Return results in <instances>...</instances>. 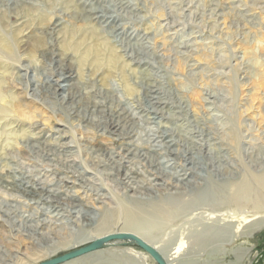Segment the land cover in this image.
<instances>
[{
  "label": "rangeland",
  "instance_id": "374dc122",
  "mask_svg": "<svg viewBox=\"0 0 264 264\" xmlns=\"http://www.w3.org/2000/svg\"><path fill=\"white\" fill-rule=\"evenodd\" d=\"M11 1L0 0V173L12 178L23 177L30 183L52 186L54 190H62L81 199V203L88 208V218L92 223L85 225L82 207L70 209L68 204H62L55 209L49 204L39 205L0 183V210H3L2 213L0 211V264H31L35 257L53 252L55 247L61 249L71 245L78 237L91 231L94 233L99 227L98 230L120 228L124 224L123 207L120 205L135 206L131 202L132 195L125 192L124 186L109 179L107 167L105 171L95 167L98 161L101 164L105 160L102 154L93 151L95 147L116 150L122 155L118 149L120 142L115 135L108 133L106 119L100 120L96 116L95 124L89 126L74 122L58 102L50 97L46 101L34 90L52 79L56 80L58 67L50 63L49 54H43L49 50L53 24L61 20L62 27L66 29H77L82 24L79 23L80 15L76 13L75 5L84 4L103 16V20L87 23L97 30L99 38L114 48L118 56L119 71L110 73L111 78L106 79L108 87L96 83L91 77L93 72L85 70L83 78L84 85L93 95L109 89L110 94L104 105L117 111L121 108L124 118L119 121L120 128L115 134L131 133L132 140L140 142L139 146L148 147L167 130L175 139L180 136L187 144L228 152L229 161L237 171L229 179L232 182L239 183L244 179L253 183L256 178L252 179V172L264 175V0H30L39 10L36 18L21 12V9L13 10ZM21 33L26 37H22ZM22 40L25 42L22 43ZM3 44H6V50H3ZM21 68H28V71ZM106 71L107 68L102 65L99 73L103 77ZM124 80L132 86V94L124 90ZM150 90L156 93L152 94ZM142 93L144 96H141ZM84 102L91 104L88 105L90 110L92 100L87 97ZM62 124L67 135L61 140L55 139L58 136L54 130L63 129ZM31 137L40 138L42 142L46 140L44 143L49 145L36 150L33 143L27 140ZM62 144L72 146L69 155L62 153ZM81 165L96 168V171L83 172ZM135 167L153 179L152 175L144 172L141 164L135 162ZM79 172L89 183L82 186L78 180L76 183L81 188L67 189L64 181L77 176ZM210 178L211 182L220 179L213 175ZM72 179L76 180L75 177ZM200 183L203 185L202 181ZM239 187L236 186L234 190ZM98 188H102L100 193L107 198L96 202L92 194ZM116 201H120L119 204ZM12 205L15 207L11 208ZM37 212L46 215L42 216L43 220L51 215L58 222L42 229V236H30L25 232L23 223L28 216H34ZM191 213L181 216L158 233L159 241L163 240L161 245L166 248L182 244L181 256L178 255L172 264H264V213L258 218L259 222L257 219L247 223L237 221L232 223V227L224 220L225 216L216 218L205 210ZM206 230L213 234L220 232L222 236L214 242L210 241L212 238H206L208 244L204 248H197L193 238L207 234ZM111 244L115 245L111 249L138 248L123 242ZM79 264L136 263L116 253ZM138 264L152 262L143 258Z\"/></svg>",
  "mask_w": 264,
  "mask_h": 264
},
{
  "label": "bare ground",
  "instance_id": "6f19581e",
  "mask_svg": "<svg viewBox=\"0 0 264 264\" xmlns=\"http://www.w3.org/2000/svg\"><path fill=\"white\" fill-rule=\"evenodd\" d=\"M77 1L78 0H76V2ZM80 3H81V1H80ZM105 5H106V3H105ZM10 6L15 11L21 9V12H23V13L27 12V14H30L31 16H34L35 18L39 15V10L34 7L35 5L32 2H30V0H12ZM95 10L96 9L86 7V5H84V4H82V5L80 4V6H78V7L75 5V11H76V13H78L80 15L79 23L82 22V24H79L77 29H73V28L66 29V27H62V23H60L61 20H59V21H57V23L53 24V27L51 28V34L49 36L50 41H49V43L47 42L49 45V48H48L49 50L47 51V53L45 52L43 55L49 54L50 63L53 66L58 67L56 72H55L56 73V75H55L56 80L52 79L49 82H46L47 83L46 85L44 84V86H41L39 88H34V90L37 93L41 94V96L43 97L44 100L48 101L47 99H48V97H50L49 99H52V100H55L56 102H58L59 105L61 106V108L63 109V111H65L66 114L74 122H77L79 124H86V125L92 124L93 125V124H95L94 122H95L96 116H99L100 120L106 119L104 121L107 124H109L108 133L110 135H115L117 138V141L120 142L118 149L121 150L122 155L118 154L116 152V150H110V149L104 148L102 146L95 147L93 151L97 152L98 155L102 154V156L105 159L103 162H101V164L98 161L96 163L95 167L100 168L102 171H105L104 168L107 167V169H109V171H110V172L106 171L109 179H111V181L117 185L122 184L124 186L125 192L130 193L132 195V197L130 196L132 198L131 202L134 203L135 206L128 207V206H124V204L120 205V207L121 206L123 207V212H124L123 219H122L124 224L122 225V227L112 228V229L106 228V229L98 230L100 228L99 227L98 229H96L97 231H95L94 233L91 231V233L89 232L90 234L85 233V235L78 237L76 242L71 244V245H68V246L61 248V249H58V248L56 249V247H55V249L52 250L53 252L44 253L42 256H39L38 258L35 257L36 259L32 260L31 264H40L43 260H45V261H46V259L49 260L51 258L58 256V255L64 254L65 252H70L72 250L77 249L78 247L85 246L94 240L101 239L107 235L118 234V233L132 234V235L137 236L138 238L143 240L146 244L151 246L155 251H157L162 256V258L164 259L166 264H172L177 259L178 255L181 256L179 254V252L182 248V244H179L178 246H176L174 248H166L163 245H161V242H163V240L159 241L158 233L162 232L165 228L169 227L174 221H177L181 216L189 214V213L196 211V210L197 211L198 210H205V211L209 212L210 215H215L216 218H219L220 216H223V217L225 216L226 219H224V220H226V222L229 223L228 226H231V227L234 225V224L232 225V223L237 222V221H241V222L244 221L246 223L250 222L251 220H255V219H257V221H258V218H260V215H262L264 213V175L260 176V175H256L255 173L252 172L251 173L252 179L256 178L255 181L252 180L253 183H250V181H247L244 179H241L239 183L237 181L232 182V180H229V179H231L232 176H234L233 174H236L237 171H236V167L230 163L228 152H226L225 150H223V149L221 150L219 148L212 149L210 147H207V148L198 147V145H196V144L195 145L189 144V143L187 144V142L184 139L180 138V136L178 139H175L171 135V133L170 134L168 133V131L166 129H165L166 131L164 133L162 132L163 134H161L160 136L158 135L159 137H156V140H158V141L155 142L156 140H154L153 145H150L148 147L139 146L140 142L136 143L134 140H132V137L130 136L131 133L130 134H126V133L115 134V132L118 131L120 128L119 121H121L124 118L123 117L124 115L120 112L121 108L119 107L120 111H117V110H112L110 107H107L106 104L104 105L105 100L107 101L108 94H110V91L108 88H105L100 93H98V94L95 93L93 95L91 90H89L86 87V85H84V79H83L84 78V71L87 70L88 72H93L91 74V77H94L96 83H101L104 86H107L106 85V79L110 77V73H112L115 70L119 71L118 70L119 69L118 68V56L116 55L117 53L115 52L114 48L109 46L105 40H102L101 38H99V36L97 34V30L95 28H93V26H91L90 24L87 23V21L103 20V16H100L99 13ZM113 21L114 20H112V23H113ZM102 23H104V22H102ZM130 24H131V22H130ZM132 30H134V29H132ZM21 34H23V33H21ZM75 35H77L76 38H75ZM22 37H26V34H23ZM135 38H136V36H135ZM142 38H144V37H142ZM21 42L24 43L25 40H22ZM139 48L140 47H138V50H139ZM6 49H7L6 44H3V50H6ZM137 54H138V52H137ZM142 55H143V53H142ZM157 56H160V55H157ZM138 58H140V57H138ZM130 59H132V57ZM152 59L154 60V58H152ZM156 60H158V59H156ZM102 65H105V67L107 68V71L105 74H103V77L99 73ZM144 69H145V67H144ZM156 69L158 70V68H156ZM21 70L28 71V68H21ZM150 70L152 71V69H150ZM138 71H140V70H138ZM153 73L154 72H152V74ZM163 73H161V74H163ZM123 74H125V73H123ZM127 78H128V76H127ZM122 83H123V88L126 91V93L132 94L134 92L132 86L130 84H128L125 80ZM115 85H113V86H115ZM140 85L143 86L142 84H140ZM148 85L151 86V84H148ZM121 86H119V87L121 88ZM155 86H157V85L155 84ZM164 89H166V88H164ZM167 90H168V88H167ZM112 91H114V90H112ZM137 91H139V90H137ZM151 93L155 94L156 92L151 91ZM141 96H144L143 93ZM87 97L90 100H92V106L90 107V110H88V109H89V106L91 104L84 102L87 99ZM98 99H100V100H98ZM130 99H133V98H130ZM163 99H164V97H163ZM119 100H120V98H119ZM145 100H147V102H148V99H145ZM133 101H134V99H133ZM149 102L151 103V101H149ZM130 103H131V101H130ZM159 103L157 102L156 104H159ZM162 104L163 103H160L159 105H162ZM142 106H143V104H142ZM126 107L127 106H125V108ZM138 107H140V106L138 105ZM156 110H158V109H156ZM150 111H152V109ZM142 112H145V111H142ZM177 116H179V115H177ZM131 119H132V117H131ZM138 120H140V119L138 118ZM176 121H175V123H176ZM136 122H138V121H136ZM148 122H150V121H148ZM144 123H145V125L147 124L145 121H144ZM61 126L63 127V129L54 130V133H56V135L58 136L55 139L61 140L62 138H64L67 135V132L64 130L65 126L63 124ZM138 126H140V125H138ZM130 127H132V126H130ZM111 130H114V131H111ZM181 130H182V128H181ZM184 131H186V130H184ZM158 132H156V133H158ZM180 133L178 135H180ZM140 134H141V132H140ZM146 134H148V133H146ZM146 134H145V136H146ZM137 137H139V136H137ZM27 140L29 143H33V147L36 150H38L39 147H41V146H46V145L48 146L49 145V144L44 143L46 140L43 142L40 141V138L37 139V138L31 137ZM137 140H139V139H137ZM7 143H9V142H7ZM194 143H196V142H194ZM21 144H22V142H21ZM143 146H144V144H143ZM62 147H63L62 153L64 155H69L71 153L72 146H70L68 144H62ZM74 148L76 149L77 147L74 145ZM26 155L28 156L27 153H26ZM54 156H56V155H54ZM135 162L141 164L142 167L145 168L144 172L152 175L153 179L145 176L143 172H140L135 167ZM125 164H128V165L126 166ZM82 167L84 170L83 172H87V173L91 172L92 173V172L96 171V168H92L89 166H82ZM187 167H189V168H187ZM63 168H65V167H63ZM8 170H10V169H8ZM60 170H62V169H60ZM66 171H69V170L67 169ZM203 173L205 175H208V176H205ZM212 175L219 177L220 179H218V180L216 179L217 180L216 182H211L212 178H210V177ZM74 177L76 178V180L72 179ZM69 179L70 180L64 181V184H66L65 186L67 187V189H72V188L74 189V187H80L81 188L82 186L89 183L88 180L83 179L81 172H79L77 176L76 175L71 176ZM71 180H73V181H71ZM78 180L81 181V183L83 184L82 186L78 185L76 183V181H78ZM201 181L203 182L204 186L200 183ZM51 182H53V181H51ZM0 183L3 184L6 188L13 190L14 192H18L22 197H24L28 200H31V201H35L36 203H39V205L40 204H47V205L49 204L52 208H55V209L58 208L62 204H68L70 206L68 208H70V209H71V207L72 208L82 207V209H83V213L81 212L82 213V220L85 222V225L89 226L92 223L91 219L88 218V216H89V212L87 211L88 208H87V206H84L81 203V201H80L81 199L78 200L75 196L67 195L62 190H54L51 188L52 186H50V185H49L50 187H47V186H45V185L43 186L41 184L30 183L29 181H26L23 177H17L16 176V177L12 178L8 174H1V173H0ZM68 184H70V185H68ZM57 185H58V183H57ZM238 185H240V187L238 189L234 190V188ZM85 188H86V186H85ZM100 189H102V188H98L94 193L92 192L93 193L92 195L96 197V200H95L96 202H99V200H101V199L107 198V196L104 193H100ZM85 191L87 192V190H85ZM89 192H90V190H89ZM109 192H110V190H109ZM89 195H90V193H89ZM116 202H117V204H119L120 201L119 202L116 201ZM25 205H27V204H25ZM3 207H5V206H3ZM14 207L12 205L11 208H14ZM233 207H236V209H233ZM17 208H15V209L19 210ZM0 209H1V207H0ZM60 209H61V207H60ZM2 211H1V213H2ZM123 212L121 211V213H123ZM77 213H80V212H77ZM5 214H6V212H5ZM191 214H193V213H191ZM245 215H249V216L246 217ZM42 216H46V215H44L42 212H39V213L37 212L34 216H28V218L24 220V223H23L25 225L24 230L27 234H30V236H34V235L42 236L43 235L42 229H46L49 227V225H55V223L58 222L54 216L47 215L48 221H46L47 219H45V218H44L45 220L41 219ZM72 217H74V216H72ZM8 218H10V217H8ZM19 218H20V216H19ZM21 219H23V218H21ZM123 222H121V223H123ZM213 222H217V221L213 220ZM17 223H19V222H17ZM224 223H225V221H224ZM254 223H255V221H254ZM10 225L11 224H9V226ZM14 225H15V223H14ZM258 225H260V223ZM228 226L226 225V227H228ZM249 226H250V224H249ZM261 226H263V225H261ZM16 229H18V228H16ZM231 229L232 228H230V230ZM246 230H247V228H246ZM10 231H12V230H10ZM206 231H207V234L201 235V236H196L195 238H193L194 244L197 248H204L208 244V239L206 240V238L210 237V238H212V239H210V241H213L215 239H219V237L221 235L220 232H216L213 234L212 232H208L209 230H206ZM238 233H239V231H238ZM246 236H247V234H246ZM224 238H226V237H224ZM235 238H236V236H235ZM22 241H23V239H22ZM219 242H221V240H219ZM111 243L105 245L102 249H100L98 251L92 252L90 254H87V255L82 256L80 258H77L75 260L66 262L64 264H79L81 262L91 260L94 258L95 259L101 258L103 255L116 254V253H121L125 259H127L128 261H130L132 263L138 264L139 261H141L143 258H146L147 260L151 261L152 264H156L140 248L111 249L113 246H115ZM3 257H5V256H3ZM6 257H8V256H6ZM5 261H7V260H5Z\"/></svg>",
  "mask_w": 264,
  "mask_h": 264
},
{
  "label": "water",
  "instance_id": "95a60500",
  "mask_svg": "<svg viewBox=\"0 0 264 264\" xmlns=\"http://www.w3.org/2000/svg\"><path fill=\"white\" fill-rule=\"evenodd\" d=\"M111 242H123L128 245H135L145 252L156 264H166L162 256L155 251L151 246L146 244L143 240L132 234L118 233L107 235L101 239L94 240L91 243L67 252L64 255L58 256L54 259L45 261L40 264H64L66 262L75 260L92 252L102 249L105 245Z\"/></svg>",
  "mask_w": 264,
  "mask_h": 264
}]
</instances>
